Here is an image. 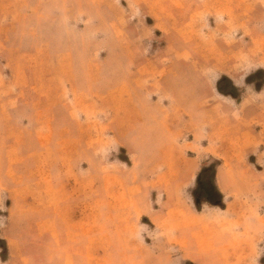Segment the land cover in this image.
I'll list each match as a JSON object with an SVG mask.
<instances>
[{
	"label": "rangeland",
	"instance_id": "rangeland-1",
	"mask_svg": "<svg viewBox=\"0 0 264 264\" xmlns=\"http://www.w3.org/2000/svg\"><path fill=\"white\" fill-rule=\"evenodd\" d=\"M0 264H264V0H0Z\"/></svg>",
	"mask_w": 264,
	"mask_h": 264
},
{
	"label": "trees",
	"instance_id": "trees-1",
	"mask_svg": "<svg viewBox=\"0 0 264 264\" xmlns=\"http://www.w3.org/2000/svg\"><path fill=\"white\" fill-rule=\"evenodd\" d=\"M224 78H225V77H224ZM217 89H218L220 92L224 93V94H229V93L224 92L223 89H221V88L219 87V83L217 84Z\"/></svg>",
	"mask_w": 264,
	"mask_h": 264
}]
</instances>
